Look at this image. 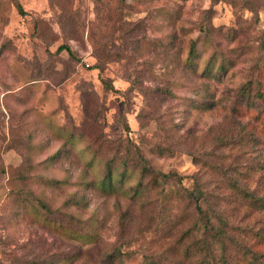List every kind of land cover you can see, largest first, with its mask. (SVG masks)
Returning <instances> with one entry per match:
<instances>
[{"label": "rangeland", "instance_id": "1", "mask_svg": "<svg viewBox=\"0 0 264 264\" xmlns=\"http://www.w3.org/2000/svg\"><path fill=\"white\" fill-rule=\"evenodd\" d=\"M195 181L264 264V0H0V264H189Z\"/></svg>", "mask_w": 264, "mask_h": 264}, {"label": "trees", "instance_id": "2", "mask_svg": "<svg viewBox=\"0 0 264 264\" xmlns=\"http://www.w3.org/2000/svg\"><path fill=\"white\" fill-rule=\"evenodd\" d=\"M17 8L20 13H23L20 5H17ZM194 47L195 42L190 45L189 53L191 55L193 54ZM64 49L72 55L70 48L66 44H60L57 47V51H62ZM209 104L210 103H207L208 107ZM157 148L159 149L161 147ZM117 157H119L117 160L115 158H111L105 165L104 175L109 180V185H111L110 180L113 176L112 168L115 164H122L124 168L131 166L138 167L141 171L142 179L143 176L151 174L150 182L153 184H159L160 177L162 178L163 182L174 179L181 183V177L173 172H154L147 159L144 158L141 152H139L135 147H131L130 144L127 146L125 151H121V154ZM140 180L141 179L139 177L138 181ZM146 183L149 184L147 181ZM184 190L186 192V195L184 196L195 203V207H193L192 211L196 212V215H189V218H191L190 220L192 222L191 225L186 227L177 238V243H175V245L180 247V254H182L184 258L191 259L189 264H238L239 262L237 263L230 259V247L233 245V240L230 239V237L232 236L222 233L226 219L221 218L218 211L208 203L209 198L206 196L208 194L197 181H195V186L192 189L186 188ZM171 193L173 192L170 190L166 194L169 195ZM185 217V214L181 215L182 220L186 219ZM162 222L164 224L163 226H167V229L171 230L176 224H180L182 221L178 222L177 220V223L175 224L174 221L170 220L169 214L168 216H163ZM212 231L215 233V236L213 237L216 241H212L210 238L212 237ZM196 233H199V235ZM191 235L193 237L187 241V238H189ZM197 236L199 237L197 238ZM214 242H216L217 245H214ZM117 257L119 258V255ZM108 258L113 259V254H111V257L108 256ZM147 264L156 263L148 260ZM174 264H184V262L181 260H176ZM249 264L254 263L249 262Z\"/></svg>", "mask_w": 264, "mask_h": 264}]
</instances>
